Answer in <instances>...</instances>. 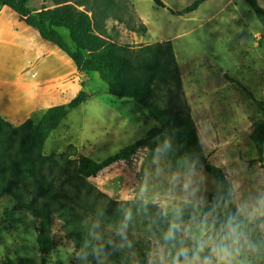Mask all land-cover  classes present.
Returning <instances> with one entry per match:
<instances>
[{"label":"rangeland","instance_id":"1","mask_svg":"<svg viewBox=\"0 0 264 264\" xmlns=\"http://www.w3.org/2000/svg\"><path fill=\"white\" fill-rule=\"evenodd\" d=\"M128 1L146 33H131L109 21L110 39L120 45L170 42L180 88L171 79L162 89L161 106L181 104L188 109L207 162L227 173L235 206L245 216L264 197V170L250 139L261 118L256 102H264V29L244 0H207L184 16L168 9L180 11L192 0H161L165 8L151 0ZM258 3L264 9V0ZM52 6L50 0L27 4L33 14ZM0 17L2 30L14 27L23 37L36 35L40 40L9 8ZM18 23L27 30L19 29ZM2 39L8 40L6 33ZM44 45L62 55L55 46ZM82 83L87 101L66 116L41 150L45 156L68 153L59 177L65 182L60 195L75 215V226L69 228L57 217L43 224L16 205L14 194L22 168L0 147V264H140L139 255H144V264H174L182 247H194L202 234V221L214 224L213 234L220 235L230 214L220 202L219 187L164 135L130 163L114 165L97 178L87 179L79 189L72 186L68 179L79 157L102 161L156 126L131 99L108 95L97 73L86 74ZM62 100L58 104H66ZM40 117L37 113L31 119L37 122ZM197 206L212 210L186 223L179 221L181 211ZM258 217L264 215L254 219ZM173 223L178 225L175 238L165 240ZM259 229L264 237V224ZM243 230L251 240L245 225ZM254 250L246 249L239 264H251ZM115 251H119L116 256Z\"/></svg>","mask_w":264,"mask_h":264},{"label":"trees","instance_id":"2","mask_svg":"<svg viewBox=\"0 0 264 264\" xmlns=\"http://www.w3.org/2000/svg\"><path fill=\"white\" fill-rule=\"evenodd\" d=\"M29 1L0 0V7L9 8L21 22L34 29L43 41L63 52L77 71L97 73L100 81L106 85L108 95L118 99H131L145 112L146 119L156 123L143 138L102 161L79 157L73 175L68 179L72 186L79 189L87 179L97 178L114 165L130 163L151 141L164 135L184 152L193 166L202 167L215 180L220 190L221 204L230 215L236 213L228 175L220 167L207 162L188 109L181 104L173 106L174 108L161 106L165 97L162 89L169 85L171 79L177 89L180 88L178 65L170 42L140 45L114 43L107 28L109 21L122 25L131 33H146V27L135 16L128 0H50L53 5L51 8L42 7L34 14L27 7ZM151 1L156 6L165 8L161 0ZM205 1L207 0H192L190 5L180 11L168 10L173 15L184 16L196 11ZM244 1L264 29V9L258 0ZM60 30H64L65 34ZM239 87L248 97L253 98L244 86ZM87 99L88 95L81 90L68 103L46 109L37 122L29 118L18 126L8 123L0 116V147L22 168L14 201L16 205L35 214L43 224L52 217H57L65 226H75V215L60 195L61 186L65 182L59 180V177L62 175L63 165L68 162V153L45 156L41 154V150L66 116ZM256 103L261 118L255 122L250 139L257 152V162L264 170V102ZM211 210L210 207L201 206L184 209L178 215L179 221L186 223ZM240 218L255 244L251 264H264V237L259 229L264 224V217L249 220L241 214ZM39 248H42L40 244ZM118 252L115 251V256ZM121 254L126 256L124 252ZM138 259L140 264L145 263L144 255H139Z\"/></svg>","mask_w":264,"mask_h":264},{"label":"crops","instance_id":"3","mask_svg":"<svg viewBox=\"0 0 264 264\" xmlns=\"http://www.w3.org/2000/svg\"><path fill=\"white\" fill-rule=\"evenodd\" d=\"M6 8L0 7V16ZM17 26L27 30L20 23ZM4 33L8 40L2 39ZM35 36L23 37L14 27L2 30L0 26V116L14 126L61 105L58 103L63 98L62 102H69L85 87L82 80L86 74L77 71L58 48L62 55L45 48L48 42ZM59 62L69 69H64Z\"/></svg>","mask_w":264,"mask_h":264},{"label":"clouds","instance_id":"4","mask_svg":"<svg viewBox=\"0 0 264 264\" xmlns=\"http://www.w3.org/2000/svg\"><path fill=\"white\" fill-rule=\"evenodd\" d=\"M241 209L230 215L223 223L220 235L213 234L215 225L207 221L201 222V235L196 239L194 247H182L176 254L174 264H239L238 258L247 249L252 250L255 244L243 230V220L240 218ZM247 219H254L257 215H264V197L259 198L255 205L244 213ZM178 225H170L165 234V240L175 238Z\"/></svg>","mask_w":264,"mask_h":264}]
</instances>
